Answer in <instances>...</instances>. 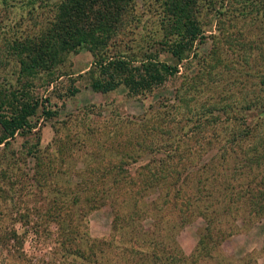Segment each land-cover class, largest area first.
I'll return each instance as SVG.
<instances>
[{"label": "rangeland", "instance_id": "obj_1", "mask_svg": "<svg viewBox=\"0 0 264 264\" xmlns=\"http://www.w3.org/2000/svg\"><path fill=\"white\" fill-rule=\"evenodd\" d=\"M56 1L48 0L47 3ZM136 1L140 6L143 0ZM211 1H205L199 13L204 28L211 24L210 28H205V33H209L208 29L215 31L218 16L213 18V7L218 8L220 2L224 6L230 0ZM224 11L227 14L220 18L224 26L235 21L226 29L228 37L227 33L224 34L231 43L247 46L244 40L254 39L253 34L256 33L248 24L249 19H233L230 11ZM139 13L142 16L133 34L136 38L141 32L153 31L157 25L155 18L149 17L144 10ZM6 14L16 16L19 11L10 8ZM2 15L0 8V17ZM208 19L211 23L207 22ZM124 39L129 47L133 45L128 37ZM208 46L209 40L206 39L198 50L204 52ZM244 54L249 60V52ZM91 59V53L86 49L65 55L63 63L54 70V74L60 72L63 75L48 86L39 85L45 79V74L40 73L42 77L34 80L37 86L31 89V94L42 100L48 98L46 107L56 111V114L45 118L37 110L31 118L35 122L33 133L37 134L16 135L8 140L6 146H0V264L148 263L142 254L149 251L146 241L151 236L132 234L134 226L130 229H113L111 226L115 207L118 206L120 213L128 211L129 201L123 199L129 195L137 199L136 207L142 215L140 227L150 231L158 225L157 228L161 229H156L154 233L158 236L153 238L161 240L163 245L176 246L183 254L181 264H264V216L249 214L247 207L241 206L228 211L213 212L209 209L211 238L203 230L207 225L204 216L195 212L184 223L168 231L166 225L175 218V211L169 212L170 195L164 194L170 192V185L167 180L160 179L162 184L156 181L158 175L178 173L186 161L206 160L214 151L209 143L210 131L213 133L215 129L214 134L218 137L224 132L221 127L228 123L218 121L212 127L211 124L206 126L204 140H198L191 128L193 119L188 118L187 112L194 109V105L204 104V108L198 111L200 115L201 111L210 110L219 116L220 112L214 108L225 109L227 117L231 113H248V109L242 110L241 107L250 99L256 86L252 78L241 76L244 68L227 70L228 73L221 66L205 70L198 82L199 92L196 95L190 92L186 96L188 101L181 104L174 102L176 105L171 107L167 104H171L170 97L175 90L186 91L184 85L187 82L183 78H172L139 96L130 95L121 86L105 93L95 92L86 85L84 78L76 76L89 67ZM222 59H231L233 63L237 61L229 53ZM261 62H264V57H261ZM13 63L9 61L7 67L0 69L1 84L7 81L15 87L16 64ZM234 65L239 68L237 63ZM197 76L200 77L199 73L194 75L193 80L197 81ZM71 78H76L73 83L79 90L72 96H65ZM211 79L213 84L209 82ZM197 118L194 120L197 121ZM135 139L139 143L136 150L131 149L132 145L124 146ZM194 139L201 140L200 146L194 143ZM32 146L36 156L26 152ZM122 169L127 173L124 174ZM127 175L133 180L142 175L140 179L148 178L150 186L139 181L137 186L127 182H110L111 176L123 179ZM94 190L110 195L105 196V204L99 206L101 201L95 202V208L87 209L85 197L88 198ZM55 191L60 192L61 201L56 200L62 211L60 213L68 214H62V229L45 212L47 207L53 214L57 212V207L54 208L50 202ZM152 224L156 225L152 227ZM69 226L75 227V235L69 236ZM220 227L229 234L214 246L212 243L216 239L213 236H217L215 231ZM12 229L17 238L9 236ZM201 236L208 237L212 249L197 255L194 249Z\"/></svg>", "mask_w": 264, "mask_h": 264}, {"label": "trees", "instance_id": "obj_2", "mask_svg": "<svg viewBox=\"0 0 264 264\" xmlns=\"http://www.w3.org/2000/svg\"><path fill=\"white\" fill-rule=\"evenodd\" d=\"M47 1L0 0V8L3 11L0 17V69L7 67L9 61L16 64L15 87L7 81L2 84L0 82V146H6L8 140L16 135L25 137L37 134L33 133L35 122L31 121L37 110L45 118L56 114V111L46 107L48 98L42 100L31 94V89L37 86L34 80L42 77L40 73L45 74V79L39 84L41 86H48L57 80L63 73L54 74V70L63 63L64 56L80 49L89 51L92 59L89 67L76 76L84 78L86 85L95 92L105 93L121 86L130 95L139 96L162 86L172 78H183L187 82L184 85L186 91L175 90L170 97L171 104H167L171 107L176 105L174 102L181 104L188 101L186 96H189L190 92L193 95L199 92L198 82L201 81L205 70L221 66L226 72L231 69L239 70L241 67L244 68V74L241 76L252 78L256 86L250 99L243 102L241 107L242 110L248 109V113H231V116L227 117L225 115L228 112L225 109L214 108L220 112L219 116L210 110H203L200 115L198 111L204 108V104L194 105V109L187 112L188 118L193 119L191 128L198 140H204L206 126L211 124L212 127L218 121L228 124L221 127L224 132L219 137L214 134L215 129L212 128L213 133L210 131L211 142L210 138L206 142L211 143L214 151L206 160L186 161L184 167L180 166L178 173L172 176L158 175L156 181L162 184L160 179L167 180L170 185V192L166 191L164 194L170 195L169 212L175 211V218L165 226L168 231L184 223L195 212L204 216L207 225L203 230L208 232L211 238L209 209L213 212L224 209L228 211L230 208L236 210L241 206L247 207L249 214L264 216V62H261V57H264V0H230L224 6L220 2L218 8L213 7V18L218 16L214 24L215 31L210 32L208 29L209 33H205V28H210L211 24L204 28L205 24L199 19V13L204 2L212 3L211 0H143L140 6H137L136 0H58L54 3ZM10 8H17L19 14L7 15ZM224 9L230 11L233 19H249L248 24L256 33L253 34L254 39L244 40L247 46L231 43L230 38H227L229 34L226 29L235 21L224 26L223 20L220 19L225 13ZM140 10H144L149 17H154L157 25L153 31L150 29L141 32L139 38H136L133 34L142 16ZM207 22L211 23V20L208 19ZM126 37L133 43L130 47L124 39ZM206 39L209 40V46L206 51L200 52L198 48ZM224 45L228 47L224 48ZM246 51L249 52V60L245 57ZM226 53L237 60L234 63H237L239 68L231 59H222ZM210 63L212 65H209ZM193 70V74L189 75L188 72ZM196 73L200 75L197 76V81L193 80ZM75 79H70L65 96L78 92V87L73 83ZM209 82L213 84L214 80ZM209 105L210 103L207 104ZM196 118L197 121L194 120ZM197 128L203 134L202 137ZM193 132L189 134L195 136ZM181 135L184 136L183 133ZM37 140L38 137L36 142ZM198 140L194 139V143L200 146L201 140ZM128 144L132 145L131 149L136 150L138 139L124 146L127 147ZM26 152L36 156L33 146L32 149L27 148ZM123 164L126 162L123 161ZM126 173L127 171L124 174ZM141 177L142 175H137L133 180L129 175L123 179L111 176L110 182H127L137 186L139 181L147 183L149 187L148 178L141 180ZM94 191L89 193L88 198L85 197L87 209L95 208V202L101 201L99 206L105 204V196L110 195ZM54 194L50 202L53 207H57V212L53 214L47 210L50 207H47L45 212L62 229V214H68L60 213L61 208L57 206L56 200L61 201L60 192L55 191ZM123 200L129 201L128 211L120 213L118 206L114 208L111 222L113 229H130L134 226L132 234L151 236L146 241L149 251L146 250L147 252L142 254L143 259L148 262L146 264H181L184 260L183 254L176 246L163 245L161 240L153 238L158 236V233H154L156 229H161L157 228L158 225L152 224L151 226L155 227L150 231H144L140 227L142 215L136 207L138 205L135 196L129 195ZM42 215L45 216L44 213ZM75 232V227L69 226V236L75 235ZM228 232L225 233L222 227L217 229V236H213L216 240L212 245L220 243ZM9 236L17 238L13 229L9 231ZM127 238L130 240L131 237L127 234ZM209 242L207 236L199 237L195 253L203 254L212 249Z\"/></svg>", "mask_w": 264, "mask_h": 264}]
</instances>
